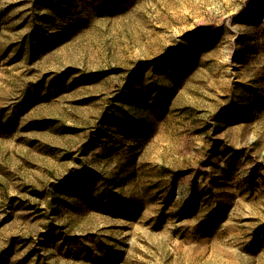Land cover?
Returning <instances> with one entry per match:
<instances>
[{"label":"rangeland","instance_id":"1","mask_svg":"<svg viewBox=\"0 0 264 264\" xmlns=\"http://www.w3.org/2000/svg\"><path fill=\"white\" fill-rule=\"evenodd\" d=\"M0 264H264V0H0Z\"/></svg>","mask_w":264,"mask_h":264},{"label":"trees","instance_id":"2","mask_svg":"<svg viewBox=\"0 0 264 264\" xmlns=\"http://www.w3.org/2000/svg\"><path fill=\"white\" fill-rule=\"evenodd\" d=\"M83 173L81 172V173H79L78 175H77V178H81V177H83L85 174H83Z\"/></svg>","mask_w":264,"mask_h":264}]
</instances>
